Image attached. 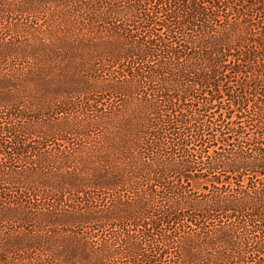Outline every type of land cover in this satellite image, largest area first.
<instances>
[{
	"label": "trees",
	"instance_id": "1",
	"mask_svg": "<svg viewBox=\"0 0 264 264\" xmlns=\"http://www.w3.org/2000/svg\"><path fill=\"white\" fill-rule=\"evenodd\" d=\"M0 264H264V0H0Z\"/></svg>",
	"mask_w": 264,
	"mask_h": 264
},
{
	"label": "rangeland",
	"instance_id": "2",
	"mask_svg": "<svg viewBox=\"0 0 264 264\" xmlns=\"http://www.w3.org/2000/svg\"><path fill=\"white\" fill-rule=\"evenodd\" d=\"M213 115H217V111H216V113H215V114H213Z\"/></svg>",
	"mask_w": 264,
	"mask_h": 264
}]
</instances>
